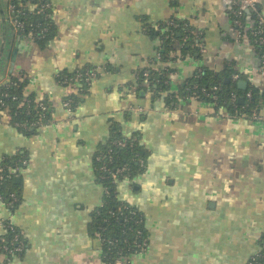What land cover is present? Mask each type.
Here are the masks:
<instances>
[{
	"label": "crops",
	"instance_id": "1",
	"mask_svg": "<svg viewBox=\"0 0 264 264\" xmlns=\"http://www.w3.org/2000/svg\"><path fill=\"white\" fill-rule=\"evenodd\" d=\"M48 1L50 40L22 36L12 60L11 31L0 60V85L23 78V95L49 111L25 132L0 109V163L16 161L19 198L13 210L0 199V236L10 222L24 243L0 264H107L91 226L105 196L94 159L114 132L144 155L113 190L141 212L147 234L145 250L124 264H249L264 251V120L184 86L208 71L264 90L250 16L239 37L234 0ZM86 70L95 71L88 81L79 77Z\"/></svg>",
	"mask_w": 264,
	"mask_h": 264
},
{
	"label": "trees",
	"instance_id": "2",
	"mask_svg": "<svg viewBox=\"0 0 264 264\" xmlns=\"http://www.w3.org/2000/svg\"><path fill=\"white\" fill-rule=\"evenodd\" d=\"M26 3H30L29 0H8L7 5H14L15 11L14 14L17 18L23 22L24 28L14 34H20L21 37H26L25 35L32 31L31 39L38 43L40 46H44L48 40L53 36V22L51 20V8L44 10L42 12H38L36 8H28L25 6ZM31 4V3H30ZM262 13V10L259 9ZM250 16V18H254L255 15H246ZM245 16V17H246ZM233 20H234V7H233ZM242 27L245 28V18H241ZM9 27H11L7 23V34L8 30L12 31ZM249 30L247 32L248 38L253 43L255 50L259 56V58H263L264 54V39L262 44L255 42L251 32ZM264 32V29H263ZM167 44V43H166ZM141 78H144L143 71L140 73ZM70 77V76H68ZM23 78L18 77H10L9 80L1 83L0 85V107L1 109H6L9 114L12 115L13 121H20V120H36L37 119V112L35 110L31 111V114L24 113V106H20L19 102L21 100L29 99L31 101L32 107L35 104L33 98L25 97L23 95V87L25 85V80ZM157 87H161V82H157ZM213 86H216V90H212ZM185 91L190 95H195L199 98L206 99L211 103H215L217 107L226 108L229 112L239 111L241 114L250 115L252 111L259 112L261 107V102L264 104V90L259 92L255 88H248L240 89L237 87L235 82H228L225 83L220 77L214 76L208 71H201L196 72L190 79L187 80L185 86ZM211 92L216 96V98H211L209 94ZM250 93V98L246 97V94ZM235 94L236 97H242L243 102L240 103L238 99L231 101V95ZM12 97H16V99H12ZM71 99V103H73ZM17 113L14 115V113ZM49 119V111L41 117V124L47 122ZM19 128V127H18ZM21 129V128H19ZM25 131V130H23ZM25 132H32V131H25ZM115 138H124L120 133L114 132L109 141L102 146L99 150H106L107 145L110 141ZM131 142V145L125 148H117L114 151V157L116 161L114 165H122L127 164L130 167V174H134L137 171H140L142 168L136 163L137 158H144L143 152L141 150L140 145L135 140L127 139ZM98 150V151H99ZM97 151V152H98ZM97 154V153H96ZM16 162V161H15ZM14 160L7 159L4 160L0 165L4 166L5 170L8 171L15 164ZM19 162V161H18ZM95 170L98 175L100 176L101 172L98 169V163L94 159ZM112 165V164H111ZM103 187L107 186L110 188V193L108 195L105 194L104 196V206L98 208L94 211L93 220L91 226L95 230L96 234L100 233L101 235L111 237L116 239L114 245H108L106 243H102L103 248V258L105 262H111L112 259L116 256L115 252L120 251L122 257H127L128 255L132 254L134 250L130 247L134 240V233L135 230L138 228L141 230L142 237L147 238L146 230L144 227V217L140 211L136 208L131 207L137 213L136 216H140L142 218V222L140 224H135L132 222H125L121 219H114L109 216L107 213L108 210L115 209L117 205L123 204L115 197L113 192L114 184H111L109 178L103 176L100 178ZM16 184L14 183V175L11 179L7 180L4 184L0 186V192H5L8 189L14 190ZM16 193L17 191L14 190ZM128 206V205H127ZM107 219V220H105ZM13 236V232L6 228V232L4 235L0 236V244H7L11 241ZM3 253L0 250V254Z\"/></svg>",
	"mask_w": 264,
	"mask_h": 264
},
{
	"label": "built area",
	"instance_id": "3",
	"mask_svg": "<svg viewBox=\"0 0 264 264\" xmlns=\"http://www.w3.org/2000/svg\"><path fill=\"white\" fill-rule=\"evenodd\" d=\"M29 3L33 8H36L38 12H42L44 10H47L51 8V4L48 0H29ZM258 0H234V20L233 24L237 28V34L239 37L243 34V27L241 18H246V15L254 14L255 17L251 18V34L255 40V42L262 44L264 39V14L260 12V10L257 8ZM15 6L14 5H7V18H8V24L13 28L15 32H18L24 28L23 22L20 21L17 16L14 14ZM169 27H175L176 24L174 21L168 22ZM26 37L31 38L32 31L28 32ZM261 65L264 66V54L263 58H260ZM143 75H147V72H143ZM95 76L94 70H86L84 73H81L79 77L84 79L85 81H88L90 78ZM69 79V80H68ZM72 80V78H61V81L67 83L68 81ZM216 86H213L212 90H216ZM211 98H216V96L211 92L209 94ZM251 94L247 93L246 97L250 98ZM12 99H16V97H12ZM238 99L235 94L231 95V101L234 103V101ZM34 105L32 107L31 101L29 99L21 100L19 102V105L22 107L24 106V113L31 114L32 110H35L37 112V119L28 121L26 119L20 120V121H13V125L21 128L25 131H32L35 127H37L41 123V117L44 116L48 111V105L44 100L36 102L34 101ZM64 106L70 110V102L69 100L64 101ZM1 109V107H0ZM17 113L15 112L14 115ZM244 114V113H243ZM246 115V114H245ZM10 119L12 120V115L9 114ZM248 117H251L252 119L256 120H264V114H260L259 112L252 111L250 115H246ZM131 145V142L127 139L122 138H115L112 141L109 142V144L106 147V150H99L97 154L95 155V161L98 163V169L100 174V178H103V176H106L109 178V181L111 184H114V186L117 184L119 179L127 177L130 175V167L125 163L122 165H114V162L116 161V158L114 157V151L117 148H125ZM136 163L139 165L140 168L144 167V161L142 158H137ZM112 164V165H111ZM14 174V170L12 168H9L8 171L5 170L4 166L0 165V186L4 184L7 180L11 179ZM104 188V194L108 195L110 192V188L105 186ZM0 199L6 200V204L9 207V209L13 210L16 207V204L18 202V195L17 193L12 190L8 189L5 192H0ZM104 202L99 207L104 206ZM107 213L110 217L114 219H121L125 222H132L135 224H140L142 222V218L140 216H136V211L132 209L131 207L127 206L126 204H120L117 205L115 209L108 210ZM107 220V219H105ZM6 228L13 232V236L11 238V241L7 244H0V250L7 256L6 259H8V256H11L13 254H19L23 248L24 243L21 239V236L19 232L16 230V228L8 222L6 224ZM98 238L103 243H106L108 245H114L116 242V239L107 237L104 235H101L100 233H97ZM147 245V238L142 237V233L140 229H136L134 233V240L130 247L133 252L139 253L145 250V247ZM115 257L112 259L111 262H106L107 264H124L123 263V257L121 256L120 251L115 252ZM249 264H264V251H259L255 255H253L250 260Z\"/></svg>",
	"mask_w": 264,
	"mask_h": 264
},
{
	"label": "water",
	"instance_id": "4",
	"mask_svg": "<svg viewBox=\"0 0 264 264\" xmlns=\"http://www.w3.org/2000/svg\"><path fill=\"white\" fill-rule=\"evenodd\" d=\"M257 8L262 10V13L264 14V0H258V4H257ZM7 23H8V18H7V14L5 9H3L2 4L0 2V31H1V38H0V60L4 54L5 51V47L7 44ZM10 29L12 30V35H14V31L13 28L10 27ZM11 35V36H12ZM12 38H15V42H14V49L12 52V60H14L17 50H18V44L21 40V35L20 34H16L14 36H12ZM227 81V80H226ZM246 81H238L237 82V87L240 89H245L246 88ZM238 101L240 103L243 102V98L239 97Z\"/></svg>",
	"mask_w": 264,
	"mask_h": 264
},
{
	"label": "rangeland",
	"instance_id": "5",
	"mask_svg": "<svg viewBox=\"0 0 264 264\" xmlns=\"http://www.w3.org/2000/svg\"><path fill=\"white\" fill-rule=\"evenodd\" d=\"M10 30H8V34H7V41H9L10 40V38H11V35H10ZM0 67H2V65H1V62H0Z\"/></svg>",
	"mask_w": 264,
	"mask_h": 264
},
{
	"label": "flooded vegetation",
	"instance_id": "6",
	"mask_svg": "<svg viewBox=\"0 0 264 264\" xmlns=\"http://www.w3.org/2000/svg\"><path fill=\"white\" fill-rule=\"evenodd\" d=\"M7 14V13H6Z\"/></svg>",
	"mask_w": 264,
	"mask_h": 264
}]
</instances>
